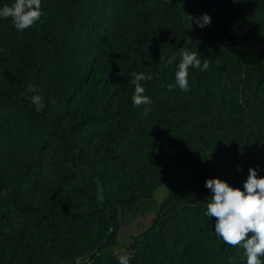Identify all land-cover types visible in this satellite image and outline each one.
I'll return each instance as SVG.
<instances>
[{"label":"trees","instance_id":"trees-1","mask_svg":"<svg viewBox=\"0 0 264 264\" xmlns=\"http://www.w3.org/2000/svg\"><path fill=\"white\" fill-rule=\"evenodd\" d=\"M194 1L212 21L203 45L181 10ZM41 7L23 32L0 19V148L15 167L12 184L0 178V264H118L120 229L148 213L130 264L239 262L205 215V182L243 190L250 168L264 176V0ZM182 49L209 62L189 69L183 92L168 88ZM134 74L150 105L132 103Z\"/></svg>","mask_w":264,"mask_h":264},{"label":"clouds","instance_id":"clouds-1","mask_svg":"<svg viewBox=\"0 0 264 264\" xmlns=\"http://www.w3.org/2000/svg\"><path fill=\"white\" fill-rule=\"evenodd\" d=\"M41 4L42 0H14L11 5L0 7V19L10 18L15 29L23 32L43 16ZM189 19L201 29L212 22L207 13ZM180 57L176 66L175 84H169L168 88L172 90L178 87L182 92L189 91V69L207 71L209 62L202 60L196 49H182ZM172 60L168 63H172ZM145 79L143 74H134L132 82L135 87L131 99L136 106L151 104V99L144 94L145 88L141 84ZM31 103L37 111L45 107L43 98L39 95H33ZM144 111L147 113L148 108L145 107ZM205 187L211 193L205 215L210 219L216 218L215 236L225 244L242 250L239 262L230 260L229 264H264V176L258 177V171L250 168L243 190L234 188L219 178L206 180ZM117 259L118 264L131 262V257L126 253L118 254Z\"/></svg>","mask_w":264,"mask_h":264},{"label":"rangeland","instance_id":"rangeland-1","mask_svg":"<svg viewBox=\"0 0 264 264\" xmlns=\"http://www.w3.org/2000/svg\"><path fill=\"white\" fill-rule=\"evenodd\" d=\"M181 10L184 13L185 22L190 29L191 38L189 41L203 45L207 41V36L203 33L201 28L197 27L195 23H191L189 19L204 14L200 4L197 1L191 3L186 2L181 4ZM14 170L15 167L13 165V155L10 148L8 145L2 146V148H0V178L4 185L13 183L12 177ZM168 194L169 185L164 184L154 192V200L159 204L167 198ZM153 217L154 215L151 213L142 215L131 221L127 226H123L120 229L118 245L115 249L117 255L125 253L129 256L132 255L130 246L132 245L134 238L149 228ZM79 264H89V262L85 260L79 262Z\"/></svg>","mask_w":264,"mask_h":264}]
</instances>
